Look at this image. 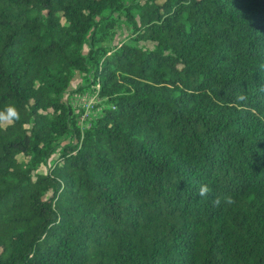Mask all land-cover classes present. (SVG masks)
Wrapping results in <instances>:
<instances>
[{
  "label": "trees",
  "instance_id": "obj_1",
  "mask_svg": "<svg viewBox=\"0 0 264 264\" xmlns=\"http://www.w3.org/2000/svg\"><path fill=\"white\" fill-rule=\"evenodd\" d=\"M10 105L0 264H264V0H0Z\"/></svg>",
  "mask_w": 264,
  "mask_h": 264
},
{
  "label": "rangeland",
  "instance_id": "obj_2",
  "mask_svg": "<svg viewBox=\"0 0 264 264\" xmlns=\"http://www.w3.org/2000/svg\"><path fill=\"white\" fill-rule=\"evenodd\" d=\"M114 15L117 17L118 13H115ZM123 19H127L126 16L123 15L119 17L117 22L107 34L109 38H106L105 40L100 41L99 44H96V48L99 46L117 47L122 43H134L131 38L133 31L132 24L123 22ZM142 44H146L148 46L152 45L150 42L146 43L144 41ZM83 76L84 74L77 72L76 76L72 80L69 90L65 94V100L71 104L75 113L78 115L80 126L85 129L88 128L92 121L102 112L105 100L99 95L98 86L94 83L89 85V81L83 82ZM60 143L62 145L69 143V138H62ZM58 156L59 155L56 152L53 155V159H56ZM42 171L45 172L46 168L43 167L41 169V172Z\"/></svg>",
  "mask_w": 264,
  "mask_h": 264
},
{
  "label": "clouds",
  "instance_id": "obj_3",
  "mask_svg": "<svg viewBox=\"0 0 264 264\" xmlns=\"http://www.w3.org/2000/svg\"><path fill=\"white\" fill-rule=\"evenodd\" d=\"M240 100H243L244 97H239ZM20 118L18 110L14 106H8L3 111H0V124H3L4 122L11 123L14 120H18ZM209 189L205 185H201V187L198 189V194L203 197L208 193ZM219 203V200L216 201ZM228 202H232L231 198H228Z\"/></svg>",
  "mask_w": 264,
  "mask_h": 264
}]
</instances>
